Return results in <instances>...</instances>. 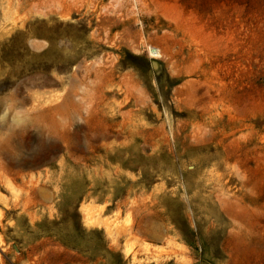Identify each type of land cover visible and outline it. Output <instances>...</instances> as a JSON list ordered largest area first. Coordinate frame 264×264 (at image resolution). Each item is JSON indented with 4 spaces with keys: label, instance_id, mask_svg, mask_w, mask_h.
Returning <instances> with one entry per match:
<instances>
[{
    "label": "rangeland",
    "instance_id": "374dc122",
    "mask_svg": "<svg viewBox=\"0 0 264 264\" xmlns=\"http://www.w3.org/2000/svg\"><path fill=\"white\" fill-rule=\"evenodd\" d=\"M0 264H264V0H0Z\"/></svg>",
    "mask_w": 264,
    "mask_h": 264
},
{
    "label": "bare ground",
    "instance_id": "6f19581e",
    "mask_svg": "<svg viewBox=\"0 0 264 264\" xmlns=\"http://www.w3.org/2000/svg\"><path fill=\"white\" fill-rule=\"evenodd\" d=\"M10 2V1H9ZM8 2V3H9ZM25 2V1H24ZM23 4V2H20V4H18L19 6H21ZM18 6V7H19ZM50 13V12H49ZM50 15V14H49ZM47 16V13H46ZM49 17V16H48ZM68 17V16H67ZM65 18V17H64ZM151 49V48H150ZM154 52V51H153ZM152 52V53H153ZM156 53H158L156 51ZM154 54H152L153 56ZM158 55V54H156ZM155 56V55H154ZM70 61V60H69ZM87 66V65H86ZM81 68V67H80ZM85 67L81 68L82 71ZM91 69V68H90ZM94 70V69H93ZM77 72V71H76ZM85 70H84V74H85ZM89 72V71H88ZM94 73V72H93ZM83 76V74L81 75ZM78 78V77H77ZM80 78V77H79ZM82 78V77H81ZM83 79V78H82ZM76 81H78V84H73V86L70 87L69 92L65 95V97L55 106H52L51 108H49L48 110H46V112L44 111L43 113L46 114H52V115H59L60 117H69L72 116V114H78L80 112V107L83 106L86 101L89 98V93L87 91H85L81 86V82L80 80H77L75 78ZM131 80L130 78L127 79V83L130 84ZM132 86V85H131ZM133 88V87H132ZM128 90L130 92V86H128ZM108 94V93H107ZM92 101V100H91ZM76 102V103H75ZM120 105V104H119ZM210 116V115H209ZM212 118V117H211ZM210 119V117H209ZM215 124H212L209 128V130L207 131L208 135L213 136V127ZM89 214V213H88ZM90 215V214H89ZM85 219L88 223H90V219L88 218V216H85Z\"/></svg>",
    "mask_w": 264,
    "mask_h": 264
}]
</instances>
